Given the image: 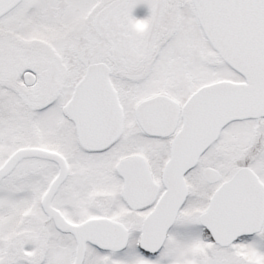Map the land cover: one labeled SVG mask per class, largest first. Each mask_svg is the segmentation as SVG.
<instances>
[{"label": "snow or ice", "instance_id": "obj_1", "mask_svg": "<svg viewBox=\"0 0 264 264\" xmlns=\"http://www.w3.org/2000/svg\"><path fill=\"white\" fill-rule=\"evenodd\" d=\"M0 264H264V0H0Z\"/></svg>", "mask_w": 264, "mask_h": 264}, {"label": "flooded vegetation", "instance_id": "obj_2", "mask_svg": "<svg viewBox=\"0 0 264 264\" xmlns=\"http://www.w3.org/2000/svg\"><path fill=\"white\" fill-rule=\"evenodd\" d=\"M148 9H146L145 10V8H139L138 10H137V14L138 15H147L148 14Z\"/></svg>", "mask_w": 264, "mask_h": 264}, {"label": "rangeland", "instance_id": "obj_3", "mask_svg": "<svg viewBox=\"0 0 264 264\" xmlns=\"http://www.w3.org/2000/svg\"><path fill=\"white\" fill-rule=\"evenodd\" d=\"M140 8H145V10L148 9L146 5H141Z\"/></svg>", "mask_w": 264, "mask_h": 264}]
</instances>
